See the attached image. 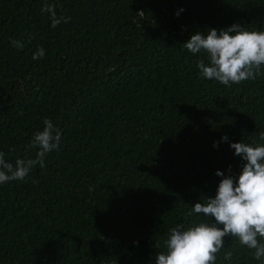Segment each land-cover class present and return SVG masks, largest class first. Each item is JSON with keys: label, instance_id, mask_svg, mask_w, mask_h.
<instances>
[{"label": "trees", "instance_id": "1", "mask_svg": "<svg viewBox=\"0 0 264 264\" xmlns=\"http://www.w3.org/2000/svg\"><path fill=\"white\" fill-rule=\"evenodd\" d=\"M234 24L264 31V0H0V151L35 159L45 118L61 132L43 168L0 184V264H155L173 227L214 222L188 213L238 180L231 143H264V75L204 79L207 54L183 45ZM217 264L261 261L226 237Z\"/></svg>", "mask_w": 264, "mask_h": 264}, {"label": "clouds", "instance_id": "2", "mask_svg": "<svg viewBox=\"0 0 264 264\" xmlns=\"http://www.w3.org/2000/svg\"><path fill=\"white\" fill-rule=\"evenodd\" d=\"M42 11L51 14L53 28L71 19L57 17L55 5L45 4ZM182 11L180 9L177 16ZM233 32L235 35L230 34ZM11 44L20 49L24 46L19 40H11ZM183 46L192 54L206 53L208 63L203 59L197 63L200 76L226 87L264 75V31H249L234 24L219 34L216 29H210L206 36L197 33ZM44 55L45 49L41 47L33 59ZM43 124V130L37 131L28 145V148H39L35 159H17L13 165L0 151V184L24 180L36 165L45 166L48 153L59 149L60 130L49 118H45ZM259 139L264 141V132ZM222 140L227 141L228 137ZM213 146L218 147L219 142H214ZM230 147L246 161L238 180L232 175L222 179L215 197L207 199L206 203H196L188 213L189 216L203 214L214 218V222L202 220L186 229L173 227L164 242L167 250L159 252L155 264H217L226 237H234L241 246L254 250L255 259L264 264V143L255 146L231 143ZM216 175L223 177L224 172L218 170ZM156 247L161 245L157 243ZM231 258L232 252L224 253L225 260Z\"/></svg>", "mask_w": 264, "mask_h": 264}]
</instances>
